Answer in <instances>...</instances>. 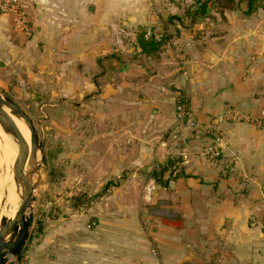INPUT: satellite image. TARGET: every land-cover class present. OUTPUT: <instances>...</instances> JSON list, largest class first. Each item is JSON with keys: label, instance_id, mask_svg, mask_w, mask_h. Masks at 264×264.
<instances>
[{"label": "crops", "instance_id": "0c3cea01", "mask_svg": "<svg viewBox=\"0 0 264 264\" xmlns=\"http://www.w3.org/2000/svg\"><path fill=\"white\" fill-rule=\"evenodd\" d=\"M33 1L31 40L0 15V60L23 67L41 41L64 58L109 60L85 68L109 81L87 86L100 93L89 130L74 135L85 139L76 189L99 195L55 223L28 264H264V127L222 119L226 106L264 118V4L249 19H178L190 0ZM139 32L160 44L154 53ZM179 99L194 128L175 127Z\"/></svg>", "mask_w": 264, "mask_h": 264}, {"label": "rangeland", "instance_id": "374dc122", "mask_svg": "<svg viewBox=\"0 0 264 264\" xmlns=\"http://www.w3.org/2000/svg\"><path fill=\"white\" fill-rule=\"evenodd\" d=\"M190 1L191 5L174 18L194 19V11L206 2L203 17L249 19L255 13L260 17L259 10L264 4V0H253L252 4L257 9L249 12L250 0ZM21 33L26 39H33L37 34L35 22L29 35ZM36 45L37 54L31 57L37 61H27L23 67H15L12 60L11 63L0 60V93L16 103L32 120L39 141L43 144L45 158V166L40 168V181L34 192L33 223L22 253L28 260L30 250L42 244L47 234L52 236L55 223L61 220L68 222L77 213H87V209L99 195H87L85 191L79 192L76 189V181L81 178L83 182L85 180L84 166L81 161L75 160L77 150H81L85 139H77L76 134L82 137L89 130L86 121L91 118V106L88 108L87 105L92 96L96 97L100 93L95 89L88 90L87 86L92 82L100 86L103 81H109L108 78L103 79L104 75L86 74L85 70L88 65L102 66L109 60H94L93 64H89L87 60L64 58L65 52L50 50L54 47L53 44L40 41ZM109 77L113 78L112 82L119 81L116 75ZM181 100L183 99L177 100L176 105ZM2 135L3 132L0 135V167L1 164L8 166V161H11V172L14 160L8 157L4 148L9 150V156H13V153ZM112 183L114 184L109 182L100 192H107Z\"/></svg>", "mask_w": 264, "mask_h": 264}, {"label": "water", "instance_id": "95a60500", "mask_svg": "<svg viewBox=\"0 0 264 264\" xmlns=\"http://www.w3.org/2000/svg\"><path fill=\"white\" fill-rule=\"evenodd\" d=\"M15 119L21 121L29 131L30 146L17 135V128L13 121ZM0 129L4 137L13 140L17 146V155L12 164L11 184H13L14 194L20 198L17 212L10 222L6 223V217H0V264H16L20 261L29 238L33 223L34 192L40 181V168L45 166V158L43 144L39 141L32 120L16 103L1 93ZM0 190L1 211L9 200L10 184L4 183Z\"/></svg>", "mask_w": 264, "mask_h": 264}, {"label": "built area", "instance_id": "2783aa9c", "mask_svg": "<svg viewBox=\"0 0 264 264\" xmlns=\"http://www.w3.org/2000/svg\"><path fill=\"white\" fill-rule=\"evenodd\" d=\"M0 15H13L18 28L26 35H29L37 17V8L33 0H0ZM146 35H150V31ZM222 119L232 122H251L257 126L264 127V118L253 120L249 116L235 110L232 106L224 108ZM183 124L189 128H194L195 120L188 103L181 100L176 105L175 127L177 128ZM223 145L224 140L221 132H215L213 141L207 150V154L211 160H217L220 157ZM147 191L148 188L146 186L142 192L146 193ZM261 193L264 196V185L261 187ZM91 226H94V223ZM28 261V257L23 255L16 264H28Z\"/></svg>", "mask_w": 264, "mask_h": 264}, {"label": "bare ground", "instance_id": "6f19581e", "mask_svg": "<svg viewBox=\"0 0 264 264\" xmlns=\"http://www.w3.org/2000/svg\"><path fill=\"white\" fill-rule=\"evenodd\" d=\"M15 123V126L17 128V135L23 140L24 143H26L28 146H30V136H29V131L26 129V127L22 124L21 121L15 119L13 120ZM1 130H0V135H1ZM3 139L5 140V142L9 145V147L12 150L13 156L8 154V149H5V152L7 153L8 157L11 158V160H15L16 155H17V146L15 145V143L13 142V140H11L10 138L4 137V135H2ZM3 148V146H2ZM3 151V150H2ZM4 153V152H3ZM5 156V154H4ZM6 157V156H5ZM4 158V157H3ZM0 161H1V154H0ZM7 161V158H6ZM9 165L8 166H4V164H1V169H2V176L0 177V189L2 187V185H4V183L10 184V195H9V200L7 202V205L4 206V208L0 211V217H6V223L10 222L18 209L19 206V202H20V198L19 196H16L13 192V184H11L12 182V171L10 172V165H11V161H8ZM8 164V163H7ZM3 183V184H2ZM21 193V192H20ZM1 190H0V202L2 199V195H1ZM1 207V206H0Z\"/></svg>", "mask_w": 264, "mask_h": 264}, {"label": "trees", "instance_id": "16d2710c", "mask_svg": "<svg viewBox=\"0 0 264 264\" xmlns=\"http://www.w3.org/2000/svg\"><path fill=\"white\" fill-rule=\"evenodd\" d=\"M253 0H250L249 2V12L256 11V7L252 4ZM206 12V2L203 3L202 6L197 8V10L194 11L193 17L194 19L202 18L205 15ZM145 32L139 33L138 35V45L141 48L142 53H154L160 44L154 40L152 36L149 38H145ZM263 225H264V217H263Z\"/></svg>", "mask_w": 264, "mask_h": 264}]
</instances>
